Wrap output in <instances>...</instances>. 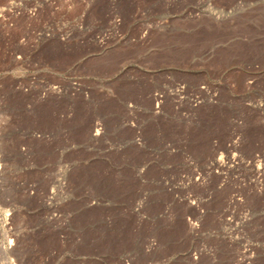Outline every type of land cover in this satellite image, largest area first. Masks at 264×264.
<instances>
[{
  "label": "rangeland",
  "instance_id": "rangeland-1",
  "mask_svg": "<svg viewBox=\"0 0 264 264\" xmlns=\"http://www.w3.org/2000/svg\"><path fill=\"white\" fill-rule=\"evenodd\" d=\"M0 264H264V0H0Z\"/></svg>",
  "mask_w": 264,
  "mask_h": 264
}]
</instances>
